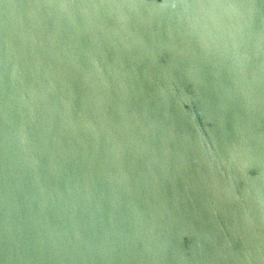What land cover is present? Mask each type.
Masks as SVG:
<instances>
[{
  "label": "water",
  "instance_id": "95a60500",
  "mask_svg": "<svg viewBox=\"0 0 264 264\" xmlns=\"http://www.w3.org/2000/svg\"><path fill=\"white\" fill-rule=\"evenodd\" d=\"M0 264H264V0H0Z\"/></svg>",
  "mask_w": 264,
  "mask_h": 264
}]
</instances>
